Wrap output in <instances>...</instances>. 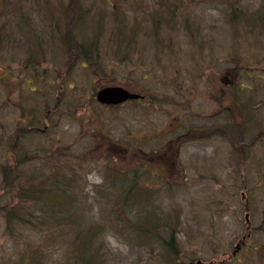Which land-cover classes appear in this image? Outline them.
<instances>
[{"label": "rangeland", "instance_id": "374dc122", "mask_svg": "<svg viewBox=\"0 0 264 264\" xmlns=\"http://www.w3.org/2000/svg\"><path fill=\"white\" fill-rule=\"evenodd\" d=\"M41 1L46 4L50 1L49 14L31 7L39 0H0V3L5 17H24L26 22L33 19L36 32L43 39L48 34H42L46 32V22L52 25L54 19L59 22L65 19L67 25L70 19L76 21L70 18L73 14L83 13L92 19L90 24L79 26L86 38L97 31L105 17L127 15L132 21L135 15L148 14L144 6L147 0H121L123 10L114 0ZM227 4L239 9L241 19L236 20L224 6L215 3L209 5L211 11L204 15L202 12L208 6L200 4L196 14L201 18V26L194 32L198 39L188 29L183 31L182 23L175 25L173 34L166 31L165 25L160 28V42L161 38L167 42L166 38L175 37L185 51L180 57L188 66L179 71L171 69L166 50L160 54L149 51L159 62L148 71L111 70L103 64L123 63L119 53L132 51L137 55L141 48H149L146 43L150 40L144 38L138 49H133L136 41L118 47L114 39L107 38V33L102 36L100 54L91 53L87 61H81L83 68L79 65V53L72 49L77 40L74 37L67 40L68 30L63 44L48 37L47 48L37 46L38 55L35 53L31 59L44 60L37 64L36 76L23 72L27 70L20 64V50L13 57L0 54V182L3 173L14 165L15 172L19 169L22 174L21 186H27L30 176L33 189L41 181V175L54 179L59 172H71L82 202L80 208L69 212L78 214L80 209L82 216H69L79 219L78 227L98 230L103 250L100 256L104 257L99 264H170V252L164 253L166 249L161 243L164 240L166 244L172 235L181 253L195 251L194 261L208 260L219 250L230 256L235 241L248 230L257 251L245 257L237 253L224 264L264 262V256L258 254L259 250L264 253V37L249 32L242 20L263 9L264 0H233ZM54 5L58 9L52 12ZM61 11L65 13L63 19L59 18ZM105 23L106 32L114 28L115 21ZM232 26L237 28V35H231ZM19 41L21 47L25 40ZM206 41L210 44L208 49ZM196 43L202 47L196 53L203 63L200 69L192 70L189 65L193 63L190 56L193 53L187 51ZM5 44L10 41L4 39V47ZM37 44L41 45L38 39ZM139 58L136 56L134 60ZM255 59L263 63L258 65ZM235 63L244 72L232 71ZM225 75L234 83L228 85L229 94L223 100L219 89L220 78ZM248 75L256 79H249ZM111 84H125L147 98L115 108L100 105L94 98L96 90ZM239 85L252 88L240 90ZM220 103L227 110L222 119ZM240 106L244 110L237 111ZM28 108L36 110L31 114ZM217 111V115H212ZM237 122L246 125L244 144L236 131L234 137L228 135V129L237 126ZM155 135L158 137L153 138ZM17 140L16 155L21 164L16 163L11 150ZM143 152L156 155L150 157ZM113 175L123 180L121 185L131 182L144 193L135 196L130 194L131 189L128 195L119 198L121 205L128 199L132 210L149 205L152 210L149 213L130 210L132 214L128 216L108 212L114 209V200L105 197L109 191L120 189L116 182H108ZM12 203L11 196L2 194L0 187V264H80L74 257L75 232L61 228L63 225L55 227L59 218L47 217L58 211L24 201L18 210L24 223L10 231L6 218L10 217L7 213ZM123 208L126 209L125 205ZM145 220L150 228L159 225L157 231H150V240L140 238L146 232L140 222ZM84 250L83 243L75 246L77 254Z\"/></svg>", "mask_w": 264, "mask_h": 264}, {"label": "flooded vegetation", "instance_id": "af4514ba", "mask_svg": "<svg viewBox=\"0 0 264 264\" xmlns=\"http://www.w3.org/2000/svg\"><path fill=\"white\" fill-rule=\"evenodd\" d=\"M35 1V0H33ZM47 1V0H46ZM55 1H51L52 4H54ZM116 5H121V10H123V6L121 0H114ZM228 1L227 0H147L144 2L145 8H147V15H135L133 16V20L129 21V16H115V17H105L100 21L99 27H98V32H96L97 35L101 36L104 33H107L109 38L114 39L117 44L119 45L118 47H123L125 44H129L131 42L136 41V45L133 49H138L140 46V43L143 41L144 38L149 39L150 41L147 42V46L149 48H144L140 49L137 51V55L132 54V51H124V55H119L122 58V61H124L121 64H117L114 61H110L107 63H104V66H108L111 70L119 69V70H136V71H148L152 66H156L157 62H159L158 57L152 56L149 51L155 50L158 54H160V51L166 50L168 53L167 55L169 56V65H171V69L173 71H179L185 67L188 66L187 63L181 60V53L185 52L184 49L182 48L180 42L175 38V37H168L166 38L167 42L163 38H161L160 42V34L158 36L154 35L153 33L157 26L160 24V28L165 25L167 27L166 31H170L172 34L175 32V29L177 26H175L177 23H182V28L183 31H187L190 33V35L194 36V32H197V29L200 28L201 26V18L199 15L196 13L199 12L200 4L201 6H208L206 7V10H204L202 13L204 15H207L208 12L211 11V8L209 5L212 4H217V5H227ZM56 3V2H55ZM49 4H46L44 1L39 0L38 2H34V4L31 6H35L39 9H43L48 13L49 10ZM203 4V5H202ZM3 5L0 3V39L3 40L5 36H12L16 35L17 33L20 34V30H24V36H26L28 39L34 38L37 34L36 28H35V22L33 19L29 18V22H26V20H22L21 17H5L4 12H3ZM142 7V5H140ZM58 9V6L54 5L52 8V12L56 11ZM65 13L61 11L60 18H64ZM72 17L79 18L84 24H90V17H87L83 13L78 14H73L71 15ZM80 16V17H79ZM202 16V15H201ZM24 18V17H23ZM110 18V19H109ZM26 19V18H24ZM92 20V19H91ZM111 20L115 21L114 28H111V31L109 30L106 32V29L108 26H106V21ZM197 20L199 23L196 25ZM194 26H193V25ZM176 32H178L176 30ZM81 35V32H79ZM16 37V36H15ZM163 39V42H162ZM119 40V41H118ZM122 40V41H120ZM129 40V42L127 41ZM172 40V41H170ZM144 43V42H143ZM142 43V44H143ZM31 45V44H30ZM207 49L209 48L210 44L208 41L205 43ZM146 46V47H147ZM120 48L116 49L118 51ZM127 48H123V50H126ZM144 50H146V54L144 53ZM202 50V47L199 46L198 43L194 44L192 48H189L187 52L192 51V56L194 58L193 63L189 66L192 70H197L200 69V66L202 65L203 61L200 59V55L196 53V51ZM111 55H115V53H111ZM118 55V54H117ZM151 55L152 58L149 59L148 56ZM98 56V55H97ZM140 57L139 59H135L134 57ZM87 57H81L80 60V67H84L81 61H87ZM197 58V59H196ZM211 59V57H209ZM31 59H29L30 61ZM137 61H140L141 63H136ZM135 62V63H133ZM183 63V64H181ZM25 67H31V63L29 62L28 64H25ZM125 66V67H123ZM242 68L235 63L233 68L231 69L232 71H243L241 70ZM259 69V68H258ZM227 72V70H224ZM4 77V76H3ZM220 81L222 85L220 86L219 93L221 94V97L223 100L227 99V96L229 94L228 91V85L233 84L234 82L232 80H229L225 77L220 78ZM129 91L134 92L135 94L140 95V98H137L136 100H128L125 101L119 105H111V106H106L110 108H115V107H121V106H127L131 105L134 102H140V100H145L147 97L144 94H141L139 92H136L133 89H128ZM241 90V88H240ZM147 106V103L145 104ZM217 112H213L212 115H217ZM219 114L221 116L227 115V110L226 106L223 105V103H220L219 106ZM212 125V124H211ZM213 130V131H212ZM211 133H214L215 130L218 132L219 129H212ZM165 133V131L160 132V139L161 136ZM162 160H160V166H161ZM158 174V173H157ZM160 191V195H161ZM158 225V224H157ZM157 225H152L155 228H158ZM141 227L145 230L148 231L149 227L141 224ZM145 227V228H144ZM154 228V229H155ZM157 231V229H155ZM165 231V230H163ZM251 236L250 233H246V235H241L242 239L236 240L235 244L233 246L231 255H227V251L219 250L220 252H215L213 254V257L208 259V260H200L197 259L194 261L193 259L196 257L195 251H188L187 254L181 253V250H177L175 247L176 239L174 235L169 237L168 242L166 244L164 243V240L162 243L164 245L161 246L166 249L165 251L170 252V264H224L226 260H230L232 257H234L237 253H240L245 256H249L251 252L257 251L256 248H253V240L249 239ZM162 234H160V240H161ZM247 237L245 240L244 238ZM173 252V253H171ZM177 253V254H176ZM181 253V254H180ZM258 254L261 256H264V253L261 252L260 250L258 251ZM181 258V259H179ZM200 258V257H197ZM214 258H219L220 260L217 261ZM264 264V262H263Z\"/></svg>", "mask_w": 264, "mask_h": 264}, {"label": "trees", "instance_id": "16d2710c", "mask_svg": "<svg viewBox=\"0 0 264 264\" xmlns=\"http://www.w3.org/2000/svg\"><path fill=\"white\" fill-rule=\"evenodd\" d=\"M227 1L228 3H230L233 0H227ZM224 9L226 10L227 13H230L231 16L236 17V20L241 19L242 15H240L239 9L237 7H234V9L232 7L229 8L227 4V5H224ZM242 20H248V22L245 21L243 23L246 24L247 30L249 32H256L257 36L260 34V36L262 35L264 37V8L259 9V11H256L253 15H249L248 17H245ZM229 30H230L231 35H237V28L235 26H232ZM98 31L99 30L97 29L96 32ZM96 32L92 35V37L95 38V41H96V38H98L99 36L96 34ZM107 38L111 39L108 36ZM262 40L264 42V38H262ZM39 42L41 41L39 40ZM254 62H256L258 65H261L263 63V61L262 60L259 61V59H255ZM251 79L253 78L251 77ZM243 101L244 99L240 103H243ZM237 103L239 104L238 101ZM259 103L261 105V100L259 101ZM242 110H244V106L243 107L240 106L237 109V111H242ZM240 124L241 123L237 122V126L235 125L232 128H229L228 135L234 137L235 131H236L237 136L240 139L241 134L244 132H247L245 128L246 125H242V124L240 125ZM232 142H236V141L233 140ZM244 143L245 142L242 141L241 144H244ZM144 153L145 152H143L142 154ZM15 155L14 157L17 160L19 155H16V156ZM146 155L152 157L151 154H146ZM9 173L10 172L3 173L4 174L3 180L2 182H0V187L2 188V194L4 193L8 194L9 196H11V200L13 201V203L10 204L11 207L7 213V215H10V217H8V219L6 218V224L10 225V231H13V228L17 227L19 223L21 222L24 223V221H22L23 219H21V217L19 218V214H18L19 212L18 210L22 209L23 207V202L33 201L36 204L43 206L44 208H49L50 210L54 212L58 211V213L56 214L47 216V217L55 216L59 218L58 223L54 224L56 225L55 227H60L63 225V227L61 228H65V229L75 232L76 235L74 236L75 239L73 240L74 241V248H73L74 257H76V259L80 262V264H97V263L99 264V261L103 260L104 257L100 256V252H102L103 250L101 248V243H100L101 241L100 239H98V230L94 229L93 227H88V228L81 227V226L78 227L77 224H79V219L77 217L69 216V215H76L80 217L82 216L80 209L77 210L79 211L78 214H72L71 212H69L71 211V209L80 208V205L82 202V200L78 197V194L80 193V191L77 190L78 187H76L75 181L70 175L71 172L69 173H65L63 171L59 172L55 174L54 179H50V178L45 177L44 175H41V181L37 182L39 183L37 187L34 185V189L38 190L37 192H35L34 189L32 188V181H31L30 176L27 177L29 178V181L26 182L28 184L27 186L25 185L24 187L21 186L22 174H19L17 178L12 180V182L10 181L7 183V176ZM122 174L124 175L125 173H121V175ZM113 176H116V175H113ZM131 189L133 190L130 192V194H134L135 196H144V193L141 191L140 188L134 187L133 183L131 185H126V182H125L124 185H122L120 189H117L114 191L115 197L113 198L105 197V199L114 200V203H113L114 209H109L108 212H113L114 215L121 214L122 211H124L123 206L125 204L121 205V200L119 198H122L126 194L128 195ZM133 192H136V193H133ZM144 192L147 193L148 191L144 190ZM33 194H35L36 196L31 197L30 200L25 199L29 196H32ZM118 201H119V204H118ZM7 215L4 217H7ZM67 216H68V219H66ZM79 243H83L85 245V250L84 252L77 254L75 252V246H77Z\"/></svg>", "mask_w": 264, "mask_h": 264}, {"label": "bare ground", "instance_id": "6f19581e", "mask_svg": "<svg viewBox=\"0 0 264 264\" xmlns=\"http://www.w3.org/2000/svg\"><path fill=\"white\" fill-rule=\"evenodd\" d=\"M46 14H49V13H46ZM70 18H72L76 21L73 22V20L70 19V21H69V23H67V25L65 23V19L62 20L61 22H59L57 19H54V21H52V25L50 22H46L47 29H46V32H43L42 34H45V33H48V34L45 36V39H43L42 35H38V33H37L36 36L34 37L35 40L27 49V55L31 58H34V54L37 53L36 52L37 46L38 47L40 46V48L44 49V47H46V45H47V40H49V39L54 40V41L59 40L63 44L64 38H66V35H67V30L70 33L67 36V40L68 41L72 40L73 37L77 40V45L74 44L72 49L73 48L76 49V53H79L78 54L80 56L79 57V63H80L81 57L82 58L88 57V56H90L91 53L99 55L100 51L102 50V49L99 50V48L101 46H103L102 35L98 36V38H96V41H95V38L92 37V35H90V34H88V38L84 37L83 34H81L82 36L79 35V32H81L80 31L81 28H79V26L80 25L82 26V24H84V23L80 19H77L76 17L71 16ZM245 21L248 22V20H245ZM71 26L75 27V28H72ZM69 27H71V29ZM159 34H160V24L155 29L153 36L154 35L158 36ZM48 37H49V39H48ZM79 37H81V38H79ZM83 37H84L85 42L82 40ZM193 37L195 39L199 38L197 35H194ZM37 39L41 41L40 42L41 45H39V44L36 45ZM42 40L44 41V46L42 45ZM0 41H1V39H0ZM49 45H50V43H49ZM53 46H55V45L53 44ZM61 49H62V47H61ZM61 49H60V52L62 53ZM37 55H38V53H37ZM72 66L73 65L69 66V68H72ZM224 128L226 129L227 126H225ZM216 129H218V128H216ZM243 134L244 133L241 134L240 139L243 138ZM242 141H243V139H242ZM16 143H18V140L15 141L14 145H16ZM18 159H19V157H18ZM18 159L16 160V163L20 162V164H21V162H22L21 158L19 160ZM15 167H16V165H14L10 168V171H9L10 173L7 176V183L10 181L12 182V180L17 178V176L20 174V173H18L19 169L17 172H15ZM131 184H132L131 182H126V185H131ZM127 200L124 201L122 204H125V207L128 210L125 209L121 213L122 216H128V215L132 214V212H130V210H132V206H131V204H128ZM129 200H130V197H129ZM151 210H152V207L149 205V207L148 206H141V208L133 209L132 211H134V213H140V212L149 213ZM140 223H142L143 225L148 226V227L150 224L147 222V220L141 221ZM154 228L155 227H151V228L149 227L148 231L146 232L147 234L145 236H141L140 238H142L144 240H150L151 239V238H149L151 235L150 231L154 232L155 229H157V228H155V229Z\"/></svg>", "mask_w": 264, "mask_h": 264}, {"label": "water", "instance_id": "95a60500", "mask_svg": "<svg viewBox=\"0 0 264 264\" xmlns=\"http://www.w3.org/2000/svg\"><path fill=\"white\" fill-rule=\"evenodd\" d=\"M138 96L118 87H107L97 92L98 101L107 104H119L126 99H134ZM247 218V216H246Z\"/></svg>", "mask_w": 264, "mask_h": 264}]
</instances>
